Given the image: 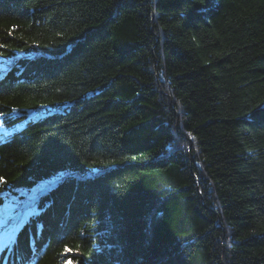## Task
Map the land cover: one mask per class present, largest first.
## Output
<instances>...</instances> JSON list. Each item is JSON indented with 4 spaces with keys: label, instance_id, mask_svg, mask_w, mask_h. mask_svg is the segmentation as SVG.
<instances>
[{
    "label": "trees",
    "instance_id": "trees-1",
    "mask_svg": "<svg viewBox=\"0 0 264 264\" xmlns=\"http://www.w3.org/2000/svg\"><path fill=\"white\" fill-rule=\"evenodd\" d=\"M0 43L9 264H264V0H0Z\"/></svg>",
    "mask_w": 264,
    "mask_h": 264
},
{
    "label": "snow or ice",
    "instance_id": "snow-or-ice-1",
    "mask_svg": "<svg viewBox=\"0 0 264 264\" xmlns=\"http://www.w3.org/2000/svg\"><path fill=\"white\" fill-rule=\"evenodd\" d=\"M199 3L203 4L205 3V0H199ZM120 5L118 4L117 5V8H119ZM16 25H13L12 26V29L15 30L16 29ZM11 34V33H9ZM8 45L7 44H2L0 43V49L2 48H7ZM4 53L3 52H0V56H3ZM19 111V109L17 108H11V112H17ZM6 115L5 112L3 111H0V117H4ZM247 120L250 122V123H261V124H264V101L261 102L260 105L256 106V109L253 110L251 112V115H248L247 116ZM4 126V121L3 120H0V127H3ZM194 139V138H193ZM167 150V149H165ZM133 159H135V157H133ZM7 180L4 176H0V191H9L8 189L5 188V186L7 185ZM5 247H7V244L4 245ZM70 251V249L67 247V245L65 246V252H68ZM77 251L79 252V246L77 245ZM24 257V254L21 253V259H23ZM66 264H75V262H69L66 260ZM160 264H165V262L161 261Z\"/></svg>",
    "mask_w": 264,
    "mask_h": 264
},
{
    "label": "bare ground",
    "instance_id": "bare-ground-1",
    "mask_svg": "<svg viewBox=\"0 0 264 264\" xmlns=\"http://www.w3.org/2000/svg\"><path fill=\"white\" fill-rule=\"evenodd\" d=\"M32 117H33V115H32ZM54 184V183H53ZM40 186H37V189L39 188ZM42 192L43 193H45L46 192V190H42ZM33 204V206H32V208H30V209H28V210H24V213H25V211H26V213L28 212V214H30V216H28V217H31L32 216V214H31V212H32V210L33 209H35V208H40V209H43L42 207H41V205H39L38 204V201H35V202H33L32 203ZM29 211H30V213H29ZM46 214H48V210H43V212H42V215L43 216H46ZM34 216V215H33ZM40 217V215H35L32 219H31V222H32V224L30 223V222H26L27 223V228H25L24 230H23V228H20V229H22V231H26V233H34V235H39L41 238L40 239H37V240H39V241H42V240H44V237H43V231H44V223H42V222H40V223H37V220H38V218ZM49 217V215L47 216V218ZM41 220V219H40ZM20 227V226H19ZM24 241H26V238H25V240ZM32 245V244H31ZM35 247H33V246H30V248H28V252L27 253H29L30 254V256H31V259H34V251H35V249H34ZM12 255H14V252H13V250H4L3 252H0V257L1 258H4V257H10V256H12ZM10 262H12V261H6V264H9Z\"/></svg>",
    "mask_w": 264,
    "mask_h": 264
},
{
    "label": "rangeland",
    "instance_id": "rangeland-1",
    "mask_svg": "<svg viewBox=\"0 0 264 264\" xmlns=\"http://www.w3.org/2000/svg\"><path fill=\"white\" fill-rule=\"evenodd\" d=\"M66 264V263H65Z\"/></svg>",
    "mask_w": 264,
    "mask_h": 264
}]
</instances>
